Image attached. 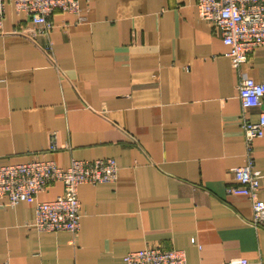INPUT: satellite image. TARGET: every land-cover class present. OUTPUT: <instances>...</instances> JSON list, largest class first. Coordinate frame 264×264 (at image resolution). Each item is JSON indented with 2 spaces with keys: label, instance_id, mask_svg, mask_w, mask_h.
<instances>
[{
  "label": "crops",
  "instance_id": "0c3cea01",
  "mask_svg": "<svg viewBox=\"0 0 264 264\" xmlns=\"http://www.w3.org/2000/svg\"><path fill=\"white\" fill-rule=\"evenodd\" d=\"M78 1V14L52 13L48 39L30 38L31 22L5 2L0 165L112 158L118 178L78 187L75 234L39 231L33 205L3 198L0 264H124L157 245L183 250L187 264H264V226L247 196L227 192L251 158L264 202V134L248 152L242 129L262 108H241L229 46L196 0ZM239 72L264 82V46ZM62 192L54 182L36 199Z\"/></svg>",
  "mask_w": 264,
  "mask_h": 264
},
{
  "label": "built area",
  "instance_id": "2783aa9c",
  "mask_svg": "<svg viewBox=\"0 0 264 264\" xmlns=\"http://www.w3.org/2000/svg\"><path fill=\"white\" fill-rule=\"evenodd\" d=\"M5 2L0 0V29L5 16ZM16 13H22L31 22L30 38L45 37L54 27L51 15L60 10L78 14V0H11ZM198 17L209 24L229 46L226 56L238 73L237 93L243 110L261 107L256 122L243 117L242 129L247 151L253 140L264 134V82H255L241 74L240 67L247 62L257 47L264 46V0H196ZM46 49L50 51L48 40ZM240 73V74H239ZM58 147L54 133L48 152L55 153ZM237 186L230 187V194L244 195L252 205L251 221L264 226V202L257 198L260 176L253 170V161L232 169ZM118 178V167L114 159L103 158L92 161L72 159L66 169L49 159L33 158L17 164L0 165V205L14 206L20 202L34 206V226L42 232L67 231L75 234L82 217L78 199L81 184L113 183ZM54 182L63 184V192L54 200L38 201L36 196ZM124 264H187L183 250L150 246L128 252ZM243 258H233L227 264H247Z\"/></svg>",
  "mask_w": 264,
  "mask_h": 264
}]
</instances>
